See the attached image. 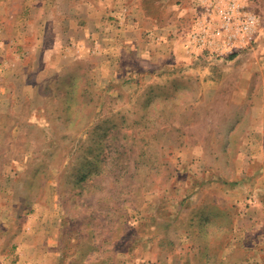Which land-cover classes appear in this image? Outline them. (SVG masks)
I'll use <instances>...</instances> for the list:
<instances>
[{
  "label": "rangeland",
  "instance_id": "rangeland-1",
  "mask_svg": "<svg viewBox=\"0 0 264 264\" xmlns=\"http://www.w3.org/2000/svg\"><path fill=\"white\" fill-rule=\"evenodd\" d=\"M117 2L98 46L0 47V264H264V202L235 169L264 122V0L229 46L195 38L211 0ZM1 7L0 46L19 3Z\"/></svg>",
  "mask_w": 264,
  "mask_h": 264
},
{
  "label": "crops",
  "instance_id": "crops-1",
  "mask_svg": "<svg viewBox=\"0 0 264 264\" xmlns=\"http://www.w3.org/2000/svg\"><path fill=\"white\" fill-rule=\"evenodd\" d=\"M19 3V8L13 13L15 25L11 28V34L4 35V40L1 46L10 49L17 47L22 42H25L28 48L37 51V53L52 55L58 54L62 48L67 47L65 42H68L69 48L71 43L87 46L88 42H95L98 46V18H103L106 14H119L123 5L117 0H114L110 8H105L98 0H12ZM162 3V1H161ZM130 7V6H129ZM132 16L137 14L140 5L132 2ZM164 8V6H163ZM3 7L0 8V12ZM141 12L144 9L140 8ZM4 14H9L4 11ZM167 27H164L162 32ZM72 30L83 32L82 37H77L74 40L70 33ZM22 36V38L19 37ZM17 37V39H15ZM8 45V46H7ZM18 49V48H17ZM64 50L62 51V53ZM16 58L19 54L14 52ZM26 75H22L24 78ZM254 113H258V107L254 108ZM251 130L254 131V137L249 138L250 144H255L253 147L242 146L237 163L236 172L238 175H244L245 178L240 180L237 190H251L258 192L260 203L264 202V166L260 172H255L249 175V165L251 162H261L264 165V122L256 120V123L251 125ZM247 139V138H246ZM246 143L245 144H249ZM253 200V199H251ZM257 201V199L255 200ZM258 203V201L256 202ZM258 217H256L257 219ZM33 248V247H30ZM40 248V247H39Z\"/></svg>",
  "mask_w": 264,
  "mask_h": 264
},
{
  "label": "built area",
  "instance_id": "built-area-1",
  "mask_svg": "<svg viewBox=\"0 0 264 264\" xmlns=\"http://www.w3.org/2000/svg\"><path fill=\"white\" fill-rule=\"evenodd\" d=\"M248 5L249 0H211L215 18L207 20L202 31H212L213 39L209 40L207 35L196 33V40L203 44L218 41L221 46H229L237 45L235 38L239 34L252 38L251 34L260 30V19L253 10L249 9ZM214 37L221 38V40H216Z\"/></svg>",
  "mask_w": 264,
  "mask_h": 264
}]
</instances>
